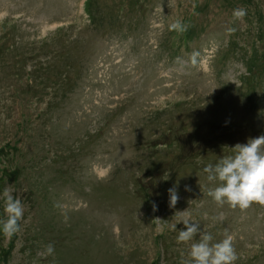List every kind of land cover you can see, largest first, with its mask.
<instances>
[{
  "label": "rangeland",
  "instance_id": "374dc122",
  "mask_svg": "<svg viewBox=\"0 0 264 264\" xmlns=\"http://www.w3.org/2000/svg\"><path fill=\"white\" fill-rule=\"evenodd\" d=\"M262 134L264 0H0V190L24 205L0 264H180L181 217L264 264V205L218 206L201 171Z\"/></svg>",
  "mask_w": 264,
  "mask_h": 264
},
{
  "label": "clouds",
  "instance_id": "9594fccd",
  "mask_svg": "<svg viewBox=\"0 0 264 264\" xmlns=\"http://www.w3.org/2000/svg\"><path fill=\"white\" fill-rule=\"evenodd\" d=\"M245 15V9H233L234 19H243ZM186 28L179 19L169 25L170 30L178 33L186 31ZM198 55L195 52L192 54L193 65H196ZM230 149V154L220 156L201 169L208 182H215V186L208 189L207 196L218 206L227 204L232 208L246 209L252 203L264 205V134L249 137L245 143H236ZM185 189L191 191L187 185ZM167 192L169 207H174L179 199L177 186L174 184ZM0 207L3 209V215H0V235L11 238L21 230L24 205L20 197H14L10 188L5 186L0 190ZM152 210H157L155 202L152 203ZM178 223L182 224L179 229ZM170 227L176 232L178 244L189 245L186 254L181 253L180 264H234L237 260L230 234L226 233L223 239L214 241L212 233L201 228L199 222L186 217L177 219ZM196 237L198 239H194ZM54 251L52 243L44 249L48 256H52Z\"/></svg>",
  "mask_w": 264,
  "mask_h": 264
}]
</instances>
